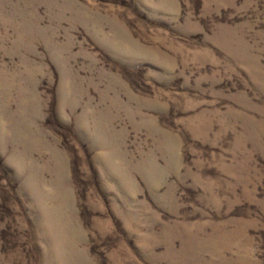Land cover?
Masks as SVG:
<instances>
[{
  "label": "rangeland",
  "instance_id": "rangeland-1",
  "mask_svg": "<svg viewBox=\"0 0 264 264\" xmlns=\"http://www.w3.org/2000/svg\"><path fill=\"white\" fill-rule=\"evenodd\" d=\"M0 264H264V0H0Z\"/></svg>",
  "mask_w": 264,
  "mask_h": 264
}]
</instances>
